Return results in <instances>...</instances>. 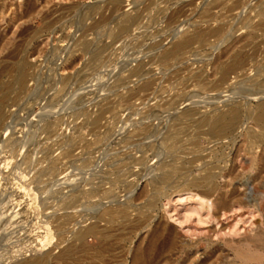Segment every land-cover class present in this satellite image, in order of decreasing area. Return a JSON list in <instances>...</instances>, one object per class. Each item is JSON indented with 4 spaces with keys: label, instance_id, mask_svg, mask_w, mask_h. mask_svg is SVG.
<instances>
[{
    "label": "rangeland",
    "instance_id": "rangeland-1",
    "mask_svg": "<svg viewBox=\"0 0 264 264\" xmlns=\"http://www.w3.org/2000/svg\"><path fill=\"white\" fill-rule=\"evenodd\" d=\"M211 6L213 0H0V264L29 259L33 235L52 245L43 264H64L57 253L68 246L78 264H134L137 248L144 252L139 264H264V130L251 117L264 107V25L257 27L264 0L200 18ZM125 11L140 14L134 28L112 34ZM218 19L224 34L168 61L157 58L180 32ZM235 53L246 57L243 66L220 82L218 68ZM133 68L138 75L127 77ZM150 78V88L115 100L90 123L105 99ZM229 104L240 114L230 134L211 135L197 123ZM185 111L198 112L188 119ZM176 126L183 148L168 136ZM141 127L147 131L136 135ZM207 171L219 187L209 200L220 201L209 207L200 199L207 185H191L205 184ZM103 207L125 210L131 223L112 222ZM65 212L62 232L55 224ZM91 224L102 234L79 235ZM255 243L259 262L236 257L238 246Z\"/></svg>",
    "mask_w": 264,
    "mask_h": 264
},
{
    "label": "bare ground",
    "instance_id": "bare-ground-1",
    "mask_svg": "<svg viewBox=\"0 0 264 264\" xmlns=\"http://www.w3.org/2000/svg\"><path fill=\"white\" fill-rule=\"evenodd\" d=\"M111 2H113L115 5L117 6H120L122 5L126 0H110ZM241 2V0H213V6H211L210 8L208 9H205L201 12V15H200V18H203L205 20L208 19H211V18H218L219 16L217 14L220 13V11H222L223 9H225L226 11H232L230 12V15H232L234 9L237 7V5ZM245 4V3H244ZM261 5V4H260ZM215 7V8H214ZM223 13V12H222ZM139 13L137 11H135L134 13H130L129 11H125L124 12V15L119 18L118 22L116 23L117 24V28L116 30H109V32H111L112 34L114 35H118V34H125L127 33V31L131 28H134V27H131V25L133 23H135L138 18H139ZM222 15V14H221ZM261 15H262V18H261V21L260 23L257 24V27L258 25H264V9L261 10ZM218 16V17H217ZM205 17V18H204ZM230 17V16H229ZM220 19V18H219ZM218 19V20H219ZM229 20V19H228ZM224 22V21H223ZM222 21L219 20L218 23H216V25L214 26H210L208 25L206 28H195L196 30L189 33L187 32V29L186 31H182L180 32L179 36L176 37L171 45L166 48L163 52L160 53V55L157 56L158 59L162 60V61H168L170 58H173V57H177L178 55H180L184 50H186V48L188 46H190L193 42H199V44H201L202 46L203 43L207 40V37L208 35L210 34H224L226 31H225V23H223ZM253 24V23H251ZM133 26V25H132ZM196 26V25H195ZM138 27V26H136ZM251 27V31H252V28L255 27L254 25L253 26H250ZM192 28V27H191ZM190 28V29H191ZM194 29V28H193ZM224 29V31H223ZM222 31V32H221ZM250 31V34L252 33ZM222 36L219 37V40H222L221 38ZM224 39V38H223ZM224 41V40H223ZM217 42V40H216ZM212 45L214 42H211ZM210 43V45H211ZM206 44V43H205ZM82 47H85V44H83ZM246 59L245 56H243L241 53H235L231 59L222 64V66L220 68H218L217 72H218V75H219V81H223L225 80V78L228 76V73L232 70V69H235L237 67H242L243 64H244V60ZM248 60V59H247ZM254 60V59H253ZM90 61V60H89ZM90 63V62H88ZM87 64V63H86ZM262 64V63H261ZM89 65H87L86 67H88ZM12 69V68H11ZM240 70V69H239ZM243 71V70H242ZM246 70L243 71V73H245ZM139 73V70L137 68H133L128 74H127V77L132 75V74H135V75H138ZM190 73V72H189ZM192 73V72H191ZM231 73V72H230ZM134 75V76H135ZM190 75V74H189ZM192 75H195L198 79L199 82H201V84H205L206 85V82L202 79L201 77V74L199 72H197L195 70V72H193ZM236 75V74H235ZM241 75V74H240ZM243 75V74H242ZM127 77H124L123 79L127 78ZM122 79V80H123ZM154 79H147L143 84H141L140 86L136 87L134 90H130L128 91L126 94H119L117 96V98H115L114 100L112 99H105L103 101V103L101 105L98 106V110L96 112V114H93V117L90 118V123L94 126L98 123L99 121V117L101 116L102 113H104L103 111L106 110V109H110V107L112 106V103L115 101V100H120L121 97H130L132 95H134L135 93H137L138 91L140 90H146L148 88L151 87V84L153 83ZM15 82L21 86L23 85L24 83V72L20 71L16 77H15ZM64 82V81H63ZM197 84V83H196ZM213 86H216L217 84L216 83H212ZM169 88V87H168ZM180 90V89H179ZM158 92V91H157ZM165 92V91H164ZM3 94V93H2ZM122 100V99H121ZM123 101V100H122ZM2 103H4V95H0V120L2 118ZM198 112V111H197ZM195 112V113H197ZM95 113V112H94ZM195 113L193 112H184V116L185 117H188V119L192 118L193 115H195ZM200 114V113H199ZM252 114V118L254 120V122L256 123V125H258L260 127L261 130H264V107L262 105H259L257 107V109L255 110L254 113H251ZM92 115V114H91ZM111 115V114H110ZM183 116V115H182ZM194 118V116H193ZM192 118V119H193ZM240 118V114H239V109H238V106L236 105H232V104H229V105H226L225 107H222V108H218L216 109L215 111H213L212 113H206V114H203L201 116H199L198 118L196 117V121L197 123L199 124H204L205 126H207V132L210 133L211 135H224V134H230L233 130H235L237 128V124L239 122V119ZM191 119V121H192ZM89 120V119H88ZM196 121H192V122H196ZM178 123V122H177ZM176 122H174L173 124H177ZM197 123H196V126H197ZM172 124V126H173ZM180 124V123H179ZM177 124V125H179ZM183 124V123H182ZM181 124V126H182ZM188 125H190V122H187ZM171 126V128H172ZM174 127V126H173ZM185 128V126H183ZM53 126H50L47 130V134H50L52 131H53ZM181 128V127H180ZM179 128V126H176L174 131H172L168 136H171L172 138L174 137H179V135H176V133H178L179 130H181ZM198 128V127H197ZM201 129V127H199ZM198 128V129H199ZM183 129V128H182ZM190 129V128H189ZM171 130V129H170ZM169 130V131H170ZM203 130V129H202ZM135 131V134L138 135V134H141V133H144L147 131V128L146 127H141L140 129L138 128V130H134ZM168 131V132H169ZM199 132V131H198ZM179 134L182 136L181 132H179ZM132 135V134H131ZM81 136V135H80ZM167 136V137H168ZM186 136V135H185ZM175 138L178 139V138ZM180 138V137H179ZM70 139V138H69ZM77 139V138H76ZM220 139V138H219ZM259 139L264 142V132H262L260 135H259ZM181 140V138H180ZM217 140V139H216ZM166 141V140H165ZM168 141V139H167ZM172 141H174L172 139ZM177 141V140H176ZM182 141V140H181ZM68 142V141H67ZM72 142V141H71ZM177 142H180L179 140ZM69 143V142H68ZM168 143V142H167ZM175 143V141L173 142ZM183 143V142H182ZM166 144V142H165ZM170 144V141L169 143ZM176 144V143H175ZM186 144V143H185ZM70 145V144H69ZM177 145V144H176ZM180 147L179 148H183L181 145V142H180ZM196 145V144H195ZM168 146V145H167ZM197 146V145H196ZM174 147V144H171L169 145V147L167 149H171ZM191 147V146H190ZM194 147V145H193ZM175 148V147H174ZM173 148V150H174ZM189 148V146H188ZM192 148V147H191ZM190 148V149H191ZM71 149V148H70ZM69 149V150H70ZM169 149V150H170ZM176 149V148H175ZM178 149V147H177ZM190 149L188 151H190ZM196 149V148H195ZM66 151L64 152L65 153H68L69 152ZM170 150V151H171ZM172 150V152H173ZM187 150V149H186ZM193 150V148H192ZM198 150V149H197ZM176 151V150H174ZM195 151V150H194ZM191 152V151H190ZM196 152V151H195ZM198 152V151H197ZM194 153V152H192ZM91 154V153H90ZM198 155V154H197ZM192 156V155H191ZM137 157V156H136ZM132 158V157H131ZM191 158V157H190ZM135 159V158H134ZM139 159V158H138ZM192 159V158H191ZM51 162V161H50ZM53 162V161H52ZM51 162V164H52ZM135 162V160H134ZM137 162V161H136ZM56 164H58L57 162H55ZM53 165V164H52ZM51 169H54V166H50ZM209 167V166H208ZM43 168V167H42ZM41 168V169H42ZM45 169V167H44ZM46 170V169H45ZM48 170V169H47ZM52 171V170H51ZM44 172V171H43ZM42 172V174H43ZM57 173V171H56ZM54 175V174H53ZM211 179H212V175H211V172L210 171H207V173L201 178V180L203 182H205V184H202L201 181H194V182H191V185L194 186V187H203L205 185H207V188L206 189H202L200 192H201V195H203V197L201 196L200 199H202V203H205V207H209L210 205H212V201L214 198L212 197L211 200H209L217 190H219V187H217L216 185L214 184H211ZM179 180V179H178ZM177 180V181H178ZM37 181V180H36ZM38 182V181H37ZM175 182V178L172 179L171 183L173 185V183ZM178 183V182H176ZM38 184V183H37ZM190 184V183H189ZM210 197V198H209ZM81 198V197H80ZM151 200V199H149ZM201 201V200H200ZM153 202V201H151ZM214 203L215 205L216 204H219L220 201H218V196H216V199H214ZM153 204V203H152ZM145 205V204H144ZM143 205V206H144ZM150 205V203H149ZM222 205V204H220ZM143 206L141 207L142 209H140V212L144 213V212H147L148 211V206L146 205V208H143ZM214 206V205H213ZM109 207V206H107ZM148 208V209H147ZM150 209H151V206H150ZM209 209V208H208ZM102 211V214H108L110 218V220L112 222H116V221H125V222H128V223H131V220L128 219L127 217V213L125 210H122V209H118V208H105L103 207L101 209ZM100 211V212H101ZM63 214V213H62ZM66 214V215H65ZM70 216V214H68V212L64 213V216H58L56 218L57 219H61L62 220H59L56 222L55 226H56V229H58L59 231H62L64 230L63 228V218L65 219L66 217ZM107 216V215H106ZM107 218V217H106ZM141 219V217H138L137 221L139 222ZM55 220V219H54ZM108 220V219H107ZM133 221V220H132ZM67 222V221H66ZM136 222V221H135ZM134 222V223H135ZM46 223V222H44ZM132 225V224H131ZM44 226V224H43ZM42 226V227H43ZM69 226V225H68ZM65 227V226H64ZM45 229V228H44ZM48 229V228H46ZM91 231H98L99 234H102V230H98L97 227L94 225V224H91L87 227H85L82 231H79V235H83L84 233L86 232H91ZM42 232V231H41ZM40 232V233H41ZM61 232V233H62ZM44 233V232H42ZM53 233V232H52ZM258 233V232H257ZM256 233V234H257ZM260 233V232H259ZM258 233V234H259ZM77 234V233H76ZM54 235V234H53ZM61 235V234H60ZM261 235V234H260ZM258 235V236H260ZM264 235V234H263ZM41 236V235H40ZM68 236V235H66ZM253 237L254 234L252 235ZM35 235L31 236V239H29L30 243H29V246L31 247L33 245L32 248H35V250L30 253V257L29 259L27 260H22L23 257L19 258L21 260L19 261H14L15 264H43L44 263V259L47 257V256H50V255H53V254H50V251H51V246L46 244V243H38L36 242V239H35ZM63 237V235H62ZM249 238V236H247ZM37 238V237H36ZM251 239H254V241H256L258 238H251ZM249 238V240H251ZM260 240V239H258ZM252 241V240H251ZM53 243V242H52ZM56 243V242H55ZM244 243V242H242ZM240 243V244H242ZM262 243V242H261ZM264 243V242H263ZM259 246V245H258ZM258 246H256V243L255 245L253 246L254 248H251L250 246H248V244L246 245H240L236 248L235 250V255L237 258H240L242 261H249V260H255V261H258L260 260L261 258V254L257 253L255 249H258ZM261 246V245H260ZM54 247V246H53ZM57 247V246H56ZM169 247L171 248V250H176L178 247L177 245L175 244V241L170 239L169 240ZM263 246H261L262 248ZM260 248V247H259ZM53 249V248H52ZM52 253V252H51ZM73 248L71 246H68V247H64V248H61L58 253H57V257L58 259H60L61 261L64 262V264H78L74 259H73ZM26 255V254H25ZM144 255V252L141 248H137V251H136V257H135V260H134V264H139L138 261L140 258H142V256ZM264 256V255H263ZM27 257V256H26ZM48 258V257H47ZM54 258H56V256H54ZM49 261V259H48ZM259 262V261H258Z\"/></svg>",
    "mask_w": 264,
    "mask_h": 264
}]
</instances>
